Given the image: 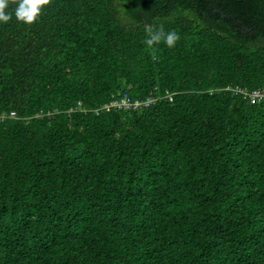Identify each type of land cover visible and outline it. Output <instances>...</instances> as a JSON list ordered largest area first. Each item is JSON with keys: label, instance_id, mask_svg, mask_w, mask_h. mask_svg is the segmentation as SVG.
<instances>
[{"label": "trees", "instance_id": "16d2710c", "mask_svg": "<svg viewBox=\"0 0 264 264\" xmlns=\"http://www.w3.org/2000/svg\"><path fill=\"white\" fill-rule=\"evenodd\" d=\"M255 88L264 0H0V264H264Z\"/></svg>", "mask_w": 264, "mask_h": 264}, {"label": "built area", "instance_id": "2783aa9c", "mask_svg": "<svg viewBox=\"0 0 264 264\" xmlns=\"http://www.w3.org/2000/svg\"><path fill=\"white\" fill-rule=\"evenodd\" d=\"M166 93V97L168 98V100H171V96ZM243 96L245 97V99L247 100L248 103L250 104H254V103H264V89L260 88V89H252L248 92H242ZM154 100V98L152 97H147L145 100L143 101H138V100H130L128 98L123 99L122 101V106L126 109H138L141 106H147L148 103L150 101Z\"/></svg>", "mask_w": 264, "mask_h": 264}]
</instances>
